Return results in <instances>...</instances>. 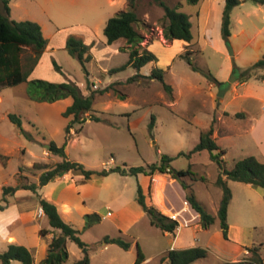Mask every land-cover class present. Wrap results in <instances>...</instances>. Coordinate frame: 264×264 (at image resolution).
<instances>
[{
    "label": "rangeland",
    "instance_id": "rangeland-1",
    "mask_svg": "<svg viewBox=\"0 0 264 264\" xmlns=\"http://www.w3.org/2000/svg\"><path fill=\"white\" fill-rule=\"evenodd\" d=\"M163 1L190 17L193 42L176 45L165 39V12L156 0H136L140 19L136 29L144 38L142 47L158 58L157 63L144 67L141 74L149 76L155 67L165 69V82L172 86V94L166 93L157 80L140 78L128 82L137 73L133 68L113 75L109 72L101 74L103 67H118L128 61V52H123L124 48H129L127 42L121 39L114 45H107L104 29L109 19L130 8L129 0L116 1L115 4L108 0H12L9 19L39 24L44 37L50 41L55 56H44L40 74L34 80L72 81L85 95L95 92L93 111L86 115L87 122L75 124L69 135L66 152L70 160L101 172L117 166L152 165L163 156L176 158L172 167L177 171L190 169L196 175L195 178L186 177L185 181L202 206L216 217L215 224L207 229L193 211L179 216L184 227L179 230V223L174 237L180 234L182 247L196 246L208 251L207 258L194 264H248L245 258L250 254L246 248L252 247H261L264 260V189L228 181L233 199L228 211L229 240H225L217 219L223 196L222 189L216 185L218 164L208 151L196 153L191 158L178 157L180 153L189 154L200 142L201 133L213 125L214 135L219 136L216 143L225 151L226 169L231 170L238 161L248 157L264 162V111L258 101H264V71H259L245 87L239 88V93L247 95L240 104L247 113L260 119L257 131L245 120L244 114L237 117L222 112L223 103L232 98V93L227 94V91L222 97L218 96L222 89L242 83L235 70H245L264 58V5L240 0L242 4L231 15L232 36L226 43L221 35L225 0H200L197 5L188 0ZM72 36L90 46L92 61L86 65L88 73L65 48L64 42ZM118 46L120 51L116 50ZM187 55L195 66L210 71L223 85L209 82L202 74L194 72L182 58ZM54 61L61 66L63 74L55 70ZM1 95L4 102L0 115V154L7 156L9 161L6 166L0 164V205H6L3 187H15L19 183L38 184L43 171L34 170L36 164L51 168L62 161L59 156L51 154L48 146L52 142L59 146L65 143L66 128L72 117L67 118L63 113L72 100L52 104L32 101L27 83L3 87ZM10 114L21 117L24 130L34 141L25 138L10 121ZM92 117L98 120H92ZM152 117L155 125L150 129ZM20 168L26 171L20 173ZM69 174L77 184V177ZM20 176L26 179H20ZM171 184L169 175L123 177L112 174L107 178L95 177L82 185L85 205L75 207L71 218L65 222L79 231L82 241L91 247L106 236L121 238L132 245L129 251L117 245H110L102 251L98 246L89 253L90 264H135L137 245L147 260L143 264H167L162 260L168 252L162 253L173 246L174 237L150 224L149 216L141 210L136 198L140 185L147 201L167 194L181 212L185 207L183 190L179 182ZM6 200L10 208L0 216V253L7 251L9 235H14L20 246L28 245L24 226L14 222L19 215V208L14 204L23 201L30 204V199H17L15 195L6 197ZM108 212L114 217H107ZM93 213L100 215L101 221L85 229V215ZM29 233L34 236L32 230ZM66 247L69 253L66 264L84 258L82 249L74 242L68 240ZM33 255L39 264L42 254L36 250ZM12 264L22 263L13 261Z\"/></svg>",
    "mask_w": 264,
    "mask_h": 264
},
{
    "label": "trees",
    "instance_id": "trees-1",
    "mask_svg": "<svg viewBox=\"0 0 264 264\" xmlns=\"http://www.w3.org/2000/svg\"><path fill=\"white\" fill-rule=\"evenodd\" d=\"M11 1L0 0V89L3 87H18L23 83H27L28 95L32 101L52 104L61 100L72 99V105L63 113L67 118L72 117L70 124L66 128V141L62 146L54 142L50 143L51 154L59 156L62 161L51 168L36 164L33 169L43 171L39 177L38 184L19 183L15 187H3V201L6 205H0V211H5L9 206L6 197L15 196L20 190L31 191L36 195L39 205L49 221L50 227L54 229L55 235L49 243L47 256L40 264H66L69 260V253L66 249L67 240L74 242L84 253L83 259L72 264H90V251L95 250L98 246L100 248L103 244L117 245L125 251H129L132 246L131 243L121 238L106 236L102 242L91 247L82 241L79 231L75 230L62 219L57 206L41 197L39 194L41 188L69 173L77 177V184H85L95 177L107 178L112 174H118L123 177H138L140 175L152 177L156 174L169 175L180 183L182 189L185 191L186 201L199 215L203 227L208 229L213 226L216 222V217L212 216L202 206L192 191L191 186L185 181L186 177L193 176L195 178L196 175L190 169L187 171L175 170L172 167V163L176 159L174 157L163 156L159 162L148 166H117L109 170L104 169L101 172L92 171L86 168L85 165L69 159L66 153L69 135L75 124L83 125L87 122L86 115L93 111L95 92L91 91L90 94L85 95L81 88L72 81L53 83L45 80H29V77L47 49L48 40L44 37L42 27L39 24L30 21L17 22L9 19ZM156 1L165 12V39L167 41L179 40L191 44L194 37L190 17L175 8H171L163 0ZM251 1L264 5V0ZM188 2L192 5H197L200 0H188ZM241 4L240 0H225L222 13L221 35L226 43H229V39L232 36V12ZM129 5L130 8L128 10L122 11L117 16L109 19L104 29L107 45H112L121 39L125 40L129 45L128 49H123V52H128L129 54L128 62L110 70L109 73L113 75L128 68H133L137 73L135 76L129 78L128 82H136L140 78L157 80L162 84L166 93L172 94V86L165 82V70L155 67L149 76L141 74V70L144 67L157 63L158 58L154 53L142 47L141 44L144 42V38L136 29V26L140 23L136 12V0H129ZM65 48L70 56L78 60L87 72L86 65L92 61L90 46L85 44L82 39L72 36L67 39ZM27 53H31V55L26 56ZM182 58L186 59L194 72L202 74L209 82L223 85L215 79L210 71H205L195 66L188 55L182 56ZM53 66L57 72L63 74L61 66L56 61L53 62ZM259 71H264V58L250 65L245 70H235V73H238L242 82H247L255 77ZM262 79L264 80V75ZM236 116L240 117L242 114L238 113ZM8 117L20 129L25 138L34 141V138L24 130L21 117L14 114H10ZM91 119L98 120L95 117ZM154 125L155 118L152 117L150 129H153ZM214 132L212 125L207 131L201 133L200 142L189 154L180 153L178 157L191 158L196 153L208 151L211 153V159L218 164L219 176L216 185L222 189L223 196L218 209L217 219L219 220L224 239L229 240L228 211L233 195L228 186V181L243 183L255 189H264V162H260L256 157H248L238 161L231 170L226 169L223 161L225 151L216 143ZM216 152L219 153L215 154ZM8 161L9 158L7 156L0 154V164L6 166ZM19 171L23 173L26 169L20 168ZM21 178L26 179L25 176H20ZM202 180L204 179L202 178ZM136 202L144 213L149 216L150 224L153 227L160 229L164 233L176 234L179 223L164 215L153 204L149 203L140 185L138 187ZM85 220V229H89L96 223H99L101 219L97 214H92L87 215ZM48 234L49 231L45 229L40 232L43 238H46ZM137 248L138 252L135 264H142L146 258L138 245ZM246 250L250 256L245 258V262L248 264H264L261 247L246 248ZM207 257L208 251L206 249L193 247L184 250H171L162 261H167V264H194ZM13 261H19L22 264H35L32 252L24 246L15 244L9 245L6 252L0 253V262L2 264H12ZM223 264H244V262H225Z\"/></svg>",
    "mask_w": 264,
    "mask_h": 264
},
{
    "label": "crops",
    "instance_id": "crops-1",
    "mask_svg": "<svg viewBox=\"0 0 264 264\" xmlns=\"http://www.w3.org/2000/svg\"><path fill=\"white\" fill-rule=\"evenodd\" d=\"M116 1H121V0H108V2L110 4H115ZM66 42H67V39L64 42L65 46H66ZM49 43H50V41L48 40L47 49H46L45 53L43 54L42 58L40 59L38 65L36 66V68L32 72L31 76L29 77V80H34V78H36L35 77L36 75L39 76L38 74H40L39 70H40V67L42 66V59L44 58V56H49L50 58L52 56H55V54L52 53V51H51V47H50ZM173 43L176 44V45L188 44V43H186L184 41H179V40H174ZM114 44H112V45H114ZM116 50L120 51V47L118 46L116 48ZM177 52H178V50L175 51L170 56V59H172V57H174L177 54ZM124 53H127V52H124ZM128 59H129V57H128ZM118 67H120V66H118ZM118 67H113V68L103 67V69L101 70V72H102L101 74L102 75H103V73H107L108 74V72L110 70H112L114 68H118ZM160 67H164V66L160 65ZM163 70H165V69H163ZM144 76H146V75H144ZM215 79L218 81V79L216 77H215ZM220 81H222V80H220ZM247 84H248V81L239 83L235 87H230L229 86L227 94L232 93V98L230 100H228L227 102L223 103L222 112L229 113V114H234V115L238 114V113L244 114L245 117H246L245 120H247L251 124H253V127L257 131V126H258V123L260 122V119H258V116H252L249 113H247L245 107H243L240 104L241 100L246 98L247 95L243 94V93H239V88L240 87H245ZM258 101L261 103L262 110L264 111V101H262L261 99H259ZM3 102H4V99H3L2 95H1V89H0V115L2 114L1 111H2V108H3V106H2ZM236 104H238V105H236ZM71 105H69V103H67V108L69 106H71ZM258 131L260 132V130H258ZM218 137L219 136L217 134L214 135V138L216 140H217ZM69 176H70V174H66L65 176H63L61 178H58L56 181H54V182L48 184L47 186L41 188L40 191H39V194L41 195L42 198L46 199L47 201H49V202H51V203H53V204H55L57 206L58 211H59V213H60V215H61V217H62V219L64 221H66V220L71 218L73 210L75 209V207H77L78 205H82V206L85 205V202L83 201V194H82V189L84 188V186H82V185H85V184H76V182H74V180H72V178L69 177ZM140 176H143V175H140ZM171 179H172V177H171ZM177 183L178 182L176 180L172 179V184L171 185H175ZM52 185H54V186H52ZM70 194H74L71 197L72 199L70 197H68ZM181 194H182V201H183L184 205H185V203H186V205H185V208L183 209L184 212L181 213L180 216H183V214L186 213V212H192L193 211L196 214V216L199 218V215L196 213V211H194V209L186 201L185 191L183 190ZM19 197L20 198L23 197L24 199H28L29 198L30 199V204H26L27 201H23L24 203L18 204V205H17V203L14 204L15 207L19 208V215L17 216V218L15 219L14 222H20L24 226V230H25V233H26L25 237H26L27 242H28V245L26 246V248H28L32 252V254H33L34 251L39 250L40 253L42 254V258H43L42 260H44L46 258V256H47V253H48L49 243L52 241V239H53V237L55 235L54 229L50 227L49 221H48L47 217L45 216V214L43 212V209L40 207L38 199H37L35 194H33L31 191L20 190V191H18L16 193V198L18 199ZM160 201L162 202V204L160 203ZM167 202H168L169 205H167ZM149 203L153 204L159 211H161L164 215L168 216L169 218L174 217V215L176 213L180 212V210H178L180 208H177L175 206V204L167 196V194H165V197H163V198L153 197L152 199L149 200ZM9 208H10V206L5 211H0V216H1V214L9 211ZM93 214H97V213H93ZM89 215H92V214H89ZM86 216L87 215H85V217ZM98 216L101 219V216L100 215H98ZM107 217H114V214H112L111 212H108ZM0 221H1V217H0ZM177 221L180 224H182V222L180 221V217H177ZM85 223H86V220H85ZM43 229L49 231V234L47 235L46 238H43L40 235V232ZM30 230H32L33 233H34L33 237L29 233ZM165 234H168V233H165ZM168 235H171V234H168ZM172 236L174 237V235H172ZM179 236H180V234L176 238L174 237L173 246H171V248L169 250L163 252L162 254L167 253V252H169L171 250H184V249H189V248L196 247V246H190V247H187V248L186 247H182V243H181V240H180ZM6 241H7L8 246L11 245V244L21 245V244H19L17 242L18 240H17V238L14 235H9L8 238L6 239ZM109 246L110 245H105L104 244L100 248H102V251H103V250H106ZM66 249L68 251L67 247H66ZM41 261H40V263H41ZM146 261L147 260H145L143 263H145ZM35 264H36V262H35Z\"/></svg>",
    "mask_w": 264,
    "mask_h": 264
},
{
    "label": "water",
    "instance_id": "water-1",
    "mask_svg": "<svg viewBox=\"0 0 264 264\" xmlns=\"http://www.w3.org/2000/svg\"><path fill=\"white\" fill-rule=\"evenodd\" d=\"M234 53H231V55L233 56ZM229 89V86L226 89H222L219 93V97H222ZM48 149H50V146H48Z\"/></svg>",
    "mask_w": 264,
    "mask_h": 264
},
{
    "label": "built area",
    "instance_id": "built-area-1",
    "mask_svg": "<svg viewBox=\"0 0 264 264\" xmlns=\"http://www.w3.org/2000/svg\"><path fill=\"white\" fill-rule=\"evenodd\" d=\"M185 205H186V203H185ZM184 208H185V207H184ZM181 212H183V210H182ZM181 212H180V213H181ZM179 216H180V215H179V212H178V213H176V214L174 215V217H172L171 219L177 221V217H179ZM177 222H178V221H177ZM178 223H179V222H178ZM180 229H181V226H180ZM180 229H179V230H180Z\"/></svg>",
    "mask_w": 264,
    "mask_h": 264
},
{
    "label": "bare ground",
    "instance_id": "bare-ground-1",
    "mask_svg": "<svg viewBox=\"0 0 264 264\" xmlns=\"http://www.w3.org/2000/svg\"><path fill=\"white\" fill-rule=\"evenodd\" d=\"M184 211V210H183ZM182 213V212H181ZM181 213L179 212V215H181ZM186 225V224H185ZM184 227L183 224H181V228ZM181 230V229H180Z\"/></svg>",
    "mask_w": 264,
    "mask_h": 264
}]
</instances>
